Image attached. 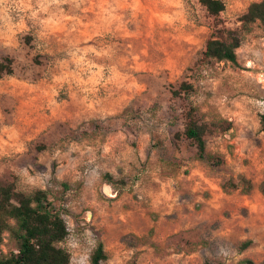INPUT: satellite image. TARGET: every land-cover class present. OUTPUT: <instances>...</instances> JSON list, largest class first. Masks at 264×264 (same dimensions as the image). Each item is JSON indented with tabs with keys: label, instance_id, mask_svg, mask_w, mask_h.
<instances>
[{
	"label": "rangeland",
	"instance_id": "obj_1",
	"mask_svg": "<svg viewBox=\"0 0 264 264\" xmlns=\"http://www.w3.org/2000/svg\"><path fill=\"white\" fill-rule=\"evenodd\" d=\"M221 1L0 0V184L47 192L72 264L98 243L105 264H264V28L240 22L261 0ZM228 31L237 63L204 58ZM189 106L219 166L182 136Z\"/></svg>",
	"mask_w": 264,
	"mask_h": 264
},
{
	"label": "trees",
	"instance_id": "obj_2",
	"mask_svg": "<svg viewBox=\"0 0 264 264\" xmlns=\"http://www.w3.org/2000/svg\"><path fill=\"white\" fill-rule=\"evenodd\" d=\"M206 11L216 16L224 10L221 0H200ZM241 29L248 31L250 25L259 22L264 28V0L253 2L247 12L240 18ZM229 41L209 39L206 42L204 58L218 62L237 63L236 49L240 46V39L232 31H228ZM12 60L8 57L0 61V76L12 73ZM187 84L180 85V91H187ZM175 94L179 92H174ZM261 130L264 131V115L259 117ZM207 126L200 122L196 110L189 106L184 112V128L182 136L196 149L197 159L207 161L213 166H219L220 160L208 155L206 151L205 135ZM106 179L112 180L109 176ZM242 190H251L247 180H240ZM234 187V186H233ZM236 187V186H235ZM264 193V185L262 187ZM48 194L44 190H37L26 195L16 190L13 183L0 184V242L1 235L9 231L18 243L15 254L9 257L0 256V264H71L70 253L60 247L68 235V227L60 212L49 202ZM13 221L11 226L9 221ZM249 242L241 244L246 248ZM106 255L101 243H98L90 257V264H105ZM203 264H222L205 261ZM238 264H253L250 260L240 261Z\"/></svg>",
	"mask_w": 264,
	"mask_h": 264
},
{
	"label": "crops",
	"instance_id": "obj_3",
	"mask_svg": "<svg viewBox=\"0 0 264 264\" xmlns=\"http://www.w3.org/2000/svg\"><path fill=\"white\" fill-rule=\"evenodd\" d=\"M114 157H115V156H114ZM112 158H113V157H112ZM116 159H117V158H116ZM116 159H115V160H116ZM116 161L119 163L118 160H116ZM121 165H126V163H125V162H124V163L122 162ZM113 171H114V170H113ZM114 173H117V171H114ZM112 197H113V196H112Z\"/></svg>",
	"mask_w": 264,
	"mask_h": 264
},
{
	"label": "built area",
	"instance_id": "obj_4",
	"mask_svg": "<svg viewBox=\"0 0 264 264\" xmlns=\"http://www.w3.org/2000/svg\"><path fill=\"white\" fill-rule=\"evenodd\" d=\"M68 231H69V230H68ZM65 239H66V238H65ZM64 241H65V240H64ZM64 241H63V242H64ZM63 242H62V243H63ZM62 243H61V244H62ZM61 244H60V246H61ZM62 248H63V247H62ZM64 249H65V248H64ZM67 251H68V250H67ZM68 252H69V251H68ZM69 253H70V252H69ZM90 257H91V256H90ZM71 264H72V259H71ZM88 264H90V260H89V263H88Z\"/></svg>",
	"mask_w": 264,
	"mask_h": 264
}]
</instances>
